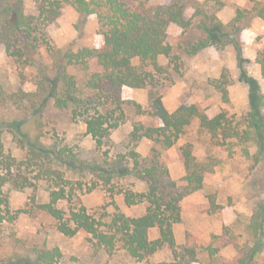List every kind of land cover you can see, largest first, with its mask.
I'll return each instance as SVG.
<instances>
[{
    "label": "trees",
    "instance_id": "trees-1",
    "mask_svg": "<svg viewBox=\"0 0 264 264\" xmlns=\"http://www.w3.org/2000/svg\"><path fill=\"white\" fill-rule=\"evenodd\" d=\"M251 1V8H239L227 23L208 7V1L34 0L36 13L27 12L23 0L2 1L0 47L12 60L22 84L32 74L36 89L21 86L8 92L0 85V237L20 216L43 213L67 237L84 233L96 254L114 256L122 251L139 264H153L152 259L166 250L172 261L160 264H221L219 252L232 246L236 256L223 264H259L256 257L264 251V202L254 208L243 242L227 226L224 234L214 237L219 246L178 244L174 227L182 221V201L203 188L209 167L187 143L181 148L186 174L179 184L161 159L162 152L172 148L195 120L213 137L239 134L226 127L229 121L224 112L211 117L196 104H183L173 112L167 109L161 90L172 78L171 67L175 71L180 67V57L169 42V29L176 25L186 31L195 26L204 33L188 48L189 53L233 45L241 58L240 34L254 20L264 21V0ZM66 5L79 13L82 23L96 16L102 40L99 47L55 44L48 27L59 20ZM189 8L195 10L192 17ZM162 59L169 64L163 65ZM256 62L264 76V49L257 52ZM74 70L84 73L83 78ZM248 81V122L262 133L264 93L258 81ZM211 84L228 100L227 81L216 79ZM128 88L148 90V109L138 102L132 104L137 115L149 114L160 124L135 122L125 150L113 152L112 134L128 120L129 102L124 98ZM51 106L68 111L74 124L85 125V134L95 143L91 158L84 157L79 144L68 142L51 127L46 117ZM5 135L12 137L13 147L6 146ZM143 139L155 145L149 157L138 151ZM123 177L146 183L147 190L120 186L117 180ZM98 188L112 197L123 194L128 207L144 205L145 212L129 216L114 201L110 204L113 211L107 205L90 210L80 198ZM42 189L46 201H39ZM12 191L31 192L25 207L12 209ZM64 201L66 209L60 205ZM154 229L159 236L152 239ZM15 242L0 264H62L63 253L57 246L20 238Z\"/></svg>",
    "mask_w": 264,
    "mask_h": 264
},
{
    "label": "rangeland",
    "instance_id": "rangeland-1",
    "mask_svg": "<svg viewBox=\"0 0 264 264\" xmlns=\"http://www.w3.org/2000/svg\"><path fill=\"white\" fill-rule=\"evenodd\" d=\"M4 0H0V3ZM6 1V0H5ZM27 12L36 13L34 0H23ZM165 2L169 0H155ZM203 4L209 2L208 7L225 23L234 18L237 10L251 8V0H196ZM194 8H189L188 16L194 15ZM198 19H196L197 23ZM98 22L95 15H91L87 22L82 23L79 13L71 6L66 5L59 20L48 27V33L55 44L63 46L75 42L76 47H99L102 44L98 33ZM204 37V33L196 29L184 31L179 26L169 29V42L174 47V53L180 57L179 70L171 67L170 81L161 90L163 101L167 109L175 111L183 104H196L201 110H206L211 117L222 112L228 117L227 126L239 131L235 137H213L201 129L198 120L186 128L185 133L170 149L162 152L161 159L169 168L171 178L182 184L185 176L182 146L187 143L193 145L195 156L209 167L206 173L203 188L182 201V221L175 225V235L178 244H189L204 247L213 244L219 246L216 235L224 234V228L232 227L234 235L240 242L247 239L246 225L258 203L264 202V127L263 132L250 126L248 113L251 110L249 78L259 82L264 93V76L260 65L256 62L257 52L264 49V21L256 19L251 27L240 34V44L243 52L238 57L233 45L219 50L215 46L200 48L196 53H189L192 43ZM163 65L169 60L162 59ZM93 68L96 66L93 64ZM228 75L225 79L223 73ZM79 79L84 73L74 70ZM166 76H163V79ZM222 79L227 81L225 89L228 100L223 93L216 89L211 81ZM0 85L8 92L18 90L21 86L28 91L36 89L33 75H29L26 84H22L20 75L12 60L6 55L3 46L0 47ZM124 98L129 102L126 106L128 120L112 134L113 152H122L128 143V135L135 122H144L147 125L160 124L159 119L149 115H137L132 102L149 108L147 89H125ZM47 121L61 136L73 145L79 144L84 149V157L91 158L95 143L85 134V125L74 124L70 113L65 110L49 108ZM7 147L14 143L10 135L4 137ZM155 146L152 141L143 139L138 151L143 157L152 154ZM160 149L159 146H157ZM120 186H131L137 192H145L147 184L136 181L132 177H123L117 180ZM30 191H12L10 201L12 209H19L29 202ZM39 201H46L47 194L42 189ZM113 201L120 210L129 216L140 215L145 212V206L128 207L123 194L110 196L102 188L93 190L80 198L90 210L104 205L111 206ZM111 204V205H110ZM61 207L68 208L67 202H61ZM151 238L159 236V231H151ZM16 238L34 242L46 241L50 246H57L62 250V264H139L125 252L109 256L105 252L95 253L87 236L79 233L74 237L61 234L54 221L46 214L38 213L35 216H20L15 226L7 227L0 237V260L13 251ZM236 256L232 246L222 249L219 261L230 262ZM259 264H264V251L257 255ZM205 259V258H204ZM172 261L169 251L159 252L153 259V264ZM199 264V263H196Z\"/></svg>",
    "mask_w": 264,
    "mask_h": 264
}]
</instances>
